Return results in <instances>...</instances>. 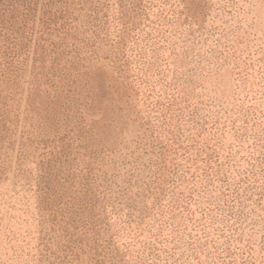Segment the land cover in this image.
I'll return each instance as SVG.
<instances>
[{
  "label": "rangeland",
  "instance_id": "obj_1",
  "mask_svg": "<svg viewBox=\"0 0 264 264\" xmlns=\"http://www.w3.org/2000/svg\"><path fill=\"white\" fill-rule=\"evenodd\" d=\"M0 264H264V0H0Z\"/></svg>",
  "mask_w": 264,
  "mask_h": 264
}]
</instances>
